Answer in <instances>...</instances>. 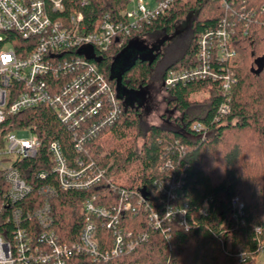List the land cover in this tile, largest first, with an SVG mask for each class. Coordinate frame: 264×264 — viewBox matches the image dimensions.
<instances>
[{"label":"built area","instance_id":"1","mask_svg":"<svg viewBox=\"0 0 264 264\" xmlns=\"http://www.w3.org/2000/svg\"><path fill=\"white\" fill-rule=\"evenodd\" d=\"M189 1L156 0L155 6L147 8L143 0H134L136 7L126 9L122 20L106 15L90 26L83 15L88 0H0V264H69L82 258L87 259L82 264L109 262L147 239L121 226L125 212L140 209L147 213L150 226L166 233L172 224L186 232L197 226L182 198L183 182L175 174L157 180L155 196L150 197L108 180L106 184L120 197L119 204L99 205L98 196L92 195L84 202L88 219L78 237L65 241L56 228L52 200L61 192L88 191L103 184L105 170L83 158L70 164L62 145L53 141L47 147L51 171L41 167L35 177L42 184L35 187L23 177L22 167L36 159L42 141L32 128L4 126L11 116L47 106L72 132L76 152L87 157V144L116 122L121 106L117 90L96 60L81 52L92 49L94 57L100 58L167 15L176 3ZM198 1L197 18L204 28L197 39L195 63L168 70L162 86L168 90L207 82L211 90L218 85L225 97L218 115L224 117L231 112L235 66L240 59L235 32L239 24L247 28L255 11L247 8L245 0ZM201 128L199 123L194 125L196 130ZM156 196L163 199L157 202ZM231 209L232 219L239 222L244 210L239 197L232 199ZM93 218L103 221L111 232L109 247L100 245Z\"/></svg>","mask_w":264,"mask_h":264},{"label":"trees","instance_id":"2","mask_svg":"<svg viewBox=\"0 0 264 264\" xmlns=\"http://www.w3.org/2000/svg\"><path fill=\"white\" fill-rule=\"evenodd\" d=\"M88 1L83 15L90 26L106 15L113 21L122 20L130 4V0ZM245 3L255 14L247 21L246 29L244 24H239L235 32L240 59L235 66L237 81L231 91L229 115L219 117L225 97L218 85L208 90L207 82L163 88L168 96L165 125L147 128L144 121L149 108L129 103L125 96L118 95L121 114L113 125L87 144L90 150L87 157L76 152L72 132L47 106L11 116L4 124L9 129L32 128L43 143L36 159L26 161L22 167L23 177L35 187L42 184L35 173L41 167L51 171L47 147L53 141L62 145L70 164L83 158L105 170L103 184L88 191L61 192L52 200L56 228L67 242L78 237L88 219L83 205L92 195L98 196L99 205L119 204L120 197L106 184L108 180L121 189H140L146 197L155 196L154 183L160 178L173 173L182 180V198L197 226L186 232L172 224L166 233L148 224L145 211L125 212L121 217L122 228L136 236L146 235L147 239L131 253L100 264H258L264 245V0H245ZM198 7V0L176 3L167 15L126 39L121 48L115 45L98 58L100 71L114 89L117 90V84L110 80L114 62L134 39L146 36L166 42L184 26L187 33L181 43L177 40L180 43L177 59L166 68L162 80L170 69L194 65L197 39L204 28L197 18ZM161 56L151 64L137 60L122 76L123 88L131 92L146 89L148 94ZM204 91L209 93L206 100L191 101L192 95ZM197 123L202 125L201 130L194 129ZM35 195L34 192L30 197ZM234 197L244 204L239 222L232 219ZM155 199L160 202L163 198ZM93 220L99 227L100 245L109 247L111 232L103 221ZM83 262L87 259L69 264Z\"/></svg>","mask_w":264,"mask_h":264},{"label":"rangeland","instance_id":"3","mask_svg":"<svg viewBox=\"0 0 264 264\" xmlns=\"http://www.w3.org/2000/svg\"><path fill=\"white\" fill-rule=\"evenodd\" d=\"M136 1V0H135ZM144 5L149 8L156 4V0H143ZM136 4L133 0L128 6V10L134 9ZM184 26H180L179 30L182 31ZM185 31H183L184 33ZM185 34L179 36L174 42L168 45H163L161 40H155L152 37H145L142 39H134L127 47L120 60L115 64V73L119 74L124 68L128 67L136 58L150 59L156 54H162L161 60L154 69L152 78L150 80L149 91L147 94L146 89L140 92L131 93L142 105L149 108V113L144 121V127L147 128L151 125H165L164 119L167 113V94L163 91L162 76L166 68L177 59L178 45L183 40ZM180 43H178V41ZM159 58V57H158ZM128 97V91H124ZM209 96L207 91L194 94L191 96V101L203 102ZM133 99V98H132ZM258 264H264V252H261L257 259Z\"/></svg>","mask_w":264,"mask_h":264},{"label":"water","instance_id":"4","mask_svg":"<svg viewBox=\"0 0 264 264\" xmlns=\"http://www.w3.org/2000/svg\"><path fill=\"white\" fill-rule=\"evenodd\" d=\"M81 53L85 54L87 57H89V59L96 60L97 62L100 61V59L94 57L92 49L91 50L90 49L89 50H84V52H81ZM159 54H156L155 56H153L150 59L136 58L131 64H129L128 67L124 68L119 74H116L114 67H115V64L120 60V56H119L114 62L113 69H112V75L110 77V80L111 81H115L116 84H117V93H118V95L125 96V93H124L125 89L122 86V76L124 75V73L127 72L134 65V63L137 60L149 61L150 64H151L158 58ZM122 55L123 54H121V57H122ZM131 93H134V92L128 91V97L129 98H127V101L129 103H132V104L133 103L141 104V102H139V100H137L135 97H133Z\"/></svg>","mask_w":264,"mask_h":264},{"label":"flooded vegetation","instance_id":"5","mask_svg":"<svg viewBox=\"0 0 264 264\" xmlns=\"http://www.w3.org/2000/svg\"><path fill=\"white\" fill-rule=\"evenodd\" d=\"M184 29L182 30V31H180L179 29L176 31V33H175V35L174 36H172L171 38H167L166 40V42H161L164 46L165 45H168V44H171L172 43V41L175 39V38H178L179 36H182L183 34H185L186 35V33H187V28L186 27H183ZM183 31H185L184 33H183ZM125 97H126V99L127 98H129V97H127V94H125Z\"/></svg>","mask_w":264,"mask_h":264}]
</instances>
